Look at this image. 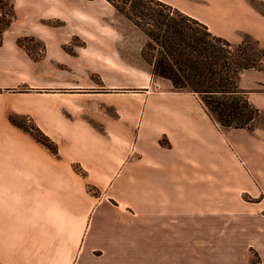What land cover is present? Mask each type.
Segmentation results:
<instances>
[{"label":"crops","instance_id":"1","mask_svg":"<svg viewBox=\"0 0 264 264\" xmlns=\"http://www.w3.org/2000/svg\"><path fill=\"white\" fill-rule=\"evenodd\" d=\"M162 1L233 43L241 41L242 33L261 41L254 31H235L240 23L251 22L238 14L235 0H201L200 5ZM252 17L256 20L255 13ZM22 35L4 31L0 45V264L187 260L192 238L172 235L177 227L175 181L224 167L223 130L194 94L158 92L177 107L159 102L147 108L145 102L140 111L135 109L134 131L85 124L72 128L62 119L50 127L41 120L42 130L56 144L52 152L9 119L49 109L43 102L46 93L12 91L29 82L33 66L18 45ZM248 73L239 79L242 89ZM89 186L98 194L90 193Z\"/></svg>","mask_w":264,"mask_h":264},{"label":"rangeland","instance_id":"2","mask_svg":"<svg viewBox=\"0 0 264 264\" xmlns=\"http://www.w3.org/2000/svg\"><path fill=\"white\" fill-rule=\"evenodd\" d=\"M9 1L15 17L6 31L24 32L18 45L33 63L30 77L25 76L29 82L12 91L46 93L43 102L49 108L47 113L10 115L9 119L50 151L56 152V144L42 130L41 120L50 127L62 119L66 127L120 126L134 131L136 111L145 102L147 108L159 102L165 108L177 107L174 99L155 94L173 88L168 80L150 74L141 56L146 35L106 0ZM234 2L238 14L251 20L237 25L235 31H254L261 38L242 33L240 40L248 36L264 49V0ZM242 90L259 114L251 130L218 126L225 141L224 167L219 171L175 181L177 227L172 235L192 238V252L187 260L161 264H264V71L249 70ZM88 191L98 194L92 186ZM153 262L146 260V264Z\"/></svg>","mask_w":264,"mask_h":264},{"label":"trees","instance_id":"3","mask_svg":"<svg viewBox=\"0 0 264 264\" xmlns=\"http://www.w3.org/2000/svg\"><path fill=\"white\" fill-rule=\"evenodd\" d=\"M106 1L146 35L141 56L152 77L168 80L173 91L197 95L218 126L251 130L259 110L238 82L246 71H264V49L256 41L244 36L233 43L214 35L205 24L162 0ZM14 17L13 4L0 0V45Z\"/></svg>","mask_w":264,"mask_h":264}]
</instances>
